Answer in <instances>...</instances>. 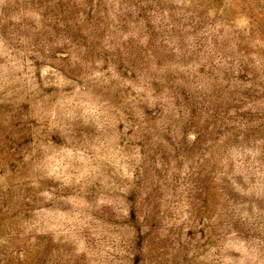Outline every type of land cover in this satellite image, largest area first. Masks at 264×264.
<instances>
[{
	"label": "rangeland",
	"instance_id": "1",
	"mask_svg": "<svg viewBox=\"0 0 264 264\" xmlns=\"http://www.w3.org/2000/svg\"><path fill=\"white\" fill-rule=\"evenodd\" d=\"M0 264H264V0H0Z\"/></svg>",
	"mask_w": 264,
	"mask_h": 264
}]
</instances>
